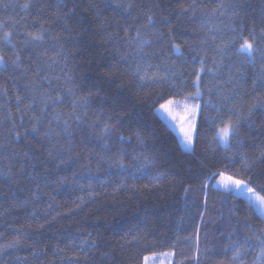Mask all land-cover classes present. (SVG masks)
<instances>
[{"label": "trees", "instance_id": "16d2710c", "mask_svg": "<svg viewBox=\"0 0 264 264\" xmlns=\"http://www.w3.org/2000/svg\"><path fill=\"white\" fill-rule=\"evenodd\" d=\"M241 29L264 50V0H0V264H264V219L215 185L223 173L264 196V58L238 55V38L220 63ZM197 74L186 151L157 108Z\"/></svg>", "mask_w": 264, "mask_h": 264}, {"label": "snow or ice", "instance_id": "6c2138e0", "mask_svg": "<svg viewBox=\"0 0 264 264\" xmlns=\"http://www.w3.org/2000/svg\"><path fill=\"white\" fill-rule=\"evenodd\" d=\"M29 6L30 5L28 3H25L23 5V8L27 9V8H29ZM128 7L130 8L131 5H129ZM149 23H151V17H149ZM233 31H235V30H233ZM249 35L252 36L251 39H249L248 36H243L242 35V29H241V33H237V35L233 36L232 39L227 44H224V46L220 48V52H221L220 63H223V53L228 51L232 47V45L236 43V40L238 38L242 41L239 44V46L235 48V52L238 55L248 57L250 62L255 59V55L257 53H259L261 55V57L264 58V50H261L256 45L257 37L255 35H252V33H249ZM27 36L29 39L25 40V44H28L31 42L42 41L44 39L43 32H41V31H37L35 33L29 32L27 34ZM10 37H11V33L6 32L4 34L3 39L5 42L10 43ZM132 39H133V41H135L137 43L138 50L141 53H143L144 46L150 43V41L144 40L140 37L139 31H137V36L133 37ZM261 39H264V30H262ZM13 47H15V46H13ZM173 50L176 53H178L179 55H181V56L183 55V53L180 52V45L179 44H175L173 46ZM144 55H147V54L145 53ZM120 58H121V60H125V61L127 60V56L124 54H121ZM142 59H143V56H142ZM17 60H19V56H17ZM13 63L15 64L16 61H13ZM203 63L204 62L202 60L201 61L202 67L200 69L201 72L205 71V69L203 67ZM213 63L216 64L217 62L214 60ZM6 66L7 65H6V61L4 60V57L2 55H0V68H6ZM149 67H151V66L149 65ZM207 71L211 72V71H213V69L209 68V69H207ZM134 72L137 75L138 79H140V80H145L146 78L157 79L155 74L150 76L148 71L146 69H144L140 63L136 64ZM142 72H143V74L141 75ZM159 79H164V77H159ZM199 80H200V77H199V74H197L196 85H195L197 88V91L194 94L190 93L189 96L185 97L183 101L175 100V99H169L165 103H162L160 105V110H163L164 112H166L173 120L180 119L181 121L188 122L189 127L187 130L184 129L183 125L181 126V131L183 134L182 135V143H183V146L186 150H191V148H192L193 131L195 128L194 120H195L196 114L198 113V111L200 109L199 104H189L188 101L190 99H196L200 96ZM253 86L254 87L256 86V81H253ZM259 86L264 88V77L261 78ZM50 98L51 97H49V99ZM17 99H20V98L17 97ZM57 100H59V97L57 98ZM85 103H87L86 99H85ZM173 106H175L176 108L183 109V112L185 115L181 117V116H177V115L173 114V111H172ZM260 106L264 107V105H260ZM256 107L257 106L254 105L253 109H255ZM250 114H251V110H250ZM77 119H79V117H77ZM111 128H112V126H110L108 124H104V126L100 132L101 138H104L107 135H109L111 132ZM65 130H67V124H65ZM32 131L38 133V131H39L38 127L36 125H34L32 128ZM238 134H239L238 122H233V121L229 120L223 125V127L219 128V130L216 132V136L214 137V139L218 140L219 143H221L225 147H227L231 143L232 137L236 136ZM17 138H19V133H17ZM121 139H123V137H121ZM220 177H221V179L218 181V183L228 193H232L234 189H243L247 192L254 193V189H252L251 187H248L246 185L245 181H243V180L233 179V177L225 176L223 173H220ZM249 203H250V206L254 205L256 207V209L260 213L261 218L264 219V196H258V197H256L255 200H250ZM257 240L259 243L264 244V241H261L259 239V237H257ZM262 252H264V248H262ZM239 256H240V250L237 249L236 255L233 258L238 259ZM145 259H147V258H145Z\"/></svg>", "mask_w": 264, "mask_h": 264}, {"label": "rangeland", "instance_id": "374dc122", "mask_svg": "<svg viewBox=\"0 0 264 264\" xmlns=\"http://www.w3.org/2000/svg\"><path fill=\"white\" fill-rule=\"evenodd\" d=\"M3 39V37H2ZM0 41H2L0 39ZM180 101H183L184 99H179ZM189 104H198L196 103L194 100L190 99L188 101ZM173 114L177 115V116H184V112H183V109L181 108H176L175 106H173ZM157 113L158 115L170 126V128L173 129V131L176 133L183 149L184 146H183V143H182V131H181V126L183 125L184 129L187 130L188 127H189V124L188 122H185V121H181L180 119H176V120H173L166 112H164L163 110H160V106L157 108ZM198 114V113H197ZM197 114L195 116V120H194V124L196 126V120H197ZM195 129V128H194ZM193 136H194V131H193ZM222 146H224L223 144H221ZM186 150V149H185ZM186 151H189V150H186ZM226 176V175H225ZM221 179L220 175L219 177L217 178L216 180V186L222 190L223 187L218 183V181ZM225 191V190H224ZM233 194L239 196V197H242L244 198L246 201H250V200H255L256 197H258L259 195L257 193H251V192H247L243 189H234ZM256 212L260 215L259 211L256 209V207L253 205L252 206ZM145 258L147 259H144V262L143 264H172V259H173V256L171 254H169L168 252H165V253H158V254H153V255H149V256H146Z\"/></svg>", "mask_w": 264, "mask_h": 264}]
</instances>
